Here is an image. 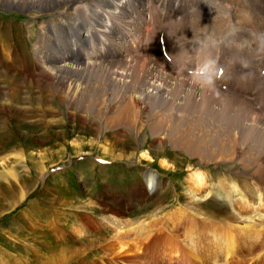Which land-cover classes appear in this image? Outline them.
<instances>
[{"label": "rangeland", "instance_id": "374dc122", "mask_svg": "<svg viewBox=\"0 0 264 264\" xmlns=\"http://www.w3.org/2000/svg\"><path fill=\"white\" fill-rule=\"evenodd\" d=\"M196 1L200 0H182L179 20L163 22L161 35L166 32L170 40H175L178 55H171L169 45L165 49L182 63L186 50L195 44L221 39V55L206 49L201 63L215 67L217 62L228 60L236 65L240 74L221 81L234 84L230 91L213 77L209 84L208 78L194 80L170 69L153 41L137 49L144 42L147 15H155L150 24L162 22L158 0H142L138 9H128L132 16L129 26L110 23L107 16H101L105 24L102 33L96 32L89 13H78L75 25L72 19L70 24H60L58 20L50 23L49 12L35 18L0 8V264H197L188 249L190 241L195 242L193 250L204 264H264V236L258 248L252 249L254 236L264 233V202L255 195V189H261L264 200V182L262 188L254 182L264 171V0H202L210 4L212 12L203 6H199L203 11L196 8ZM146 4L150 5L148 9ZM114 18L120 19L118 15ZM178 25L183 33L178 32ZM77 30H81L85 41L79 43ZM93 32L99 34L96 39L101 34H115V39L104 36L109 42V58L103 57L99 49L95 53L88 49L90 33L91 43L97 45ZM248 32L251 34L245 38L239 36ZM210 34L219 36H207ZM233 36L243 38L237 46L242 55L236 54L237 49L231 56L226 53V43ZM49 42L62 56L77 61L84 55L92 58L93 61H80L82 65L94 62L83 66L88 78L77 80L76 84L75 79L70 82V87L77 85L79 95L84 96L83 104L77 102L81 97L71 101L69 85L45 79L50 73L41 69L35 52H44V45ZM153 48L157 61L151 58L155 56L151 55ZM257 56L261 57L256 60ZM248 69L253 72L246 80ZM259 70L260 78L256 77ZM259 83L262 87L252 93L253 85ZM157 88L169 97L159 98L155 94ZM134 90L149 93L144 101L136 103L133 96L140 93L135 94ZM230 96L246 102L249 108L221 109L223 101L230 102ZM135 113L141 116L142 127L136 128ZM83 151L88 154H83L81 161L68 169L50 172L53 165ZM143 151L152 159L144 160ZM100 157L112 163H100ZM163 160L171 165L168 169L161 167ZM257 168L262 169L256 171ZM191 172L205 173L203 190L210 188V196H202L209 194L206 191L194 200L187 199ZM148 173L156 177L158 187L154 190L149 188ZM47 174L43 181L41 178ZM225 178L226 189H230L232 181L240 192L222 204L217 184ZM228 190L227 195L232 192ZM23 191L24 197L19 199ZM241 195L250 203L253 214L247 207L248 210H239L243 215L235 217L236 221L218 215L217 209L234 211ZM112 197L124 203L119 213L103 210L102 204ZM161 198H165L163 204H156ZM182 211L189 217L177 218ZM172 218L175 219L171 221ZM176 220L180 225L171 228L170 222ZM137 226L130 240L140 248L129 244L125 245L126 250H117L115 237L119 229L129 231ZM240 226H250L251 231L241 230ZM221 231L234 234V254L210 263L213 240Z\"/></svg>", "mask_w": 264, "mask_h": 264}, {"label": "bare ground", "instance_id": "6f19581e", "mask_svg": "<svg viewBox=\"0 0 264 264\" xmlns=\"http://www.w3.org/2000/svg\"><path fill=\"white\" fill-rule=\"evenodd\" d=\"M111 1V4H109V1H107V0H85V2H84V0H0V8H2V9H4V10H14V11H17V12H19V13H23V14H26V15H28V16H32L33 15V17H37V16H40V15H46L47 16V13L49 12V16L51 15V19H50V23H52V22H56L57 20H58V23H60L61 24V22H65V23H67V24H70V22H69V19H72L73 20V22L75 23V25H76V21H77V14L79 13H81V12H84V14L85 13H89V14H91V18H92V20L94 21V23H95V25L97 26V28H96V32H103L102 30H104L105 28H104V23H103V21L101 20L102 18H101V16H107L108 17V19H109V22L111 23V22H115V21H117L118 23H120V24H122V25H124V27L125 26H129L128 24L130 23V21L128 22V20H129V17H132L131 15H130V13L128 12V9H130V8H133L134 9V7H136V9H138V7H141V5H142V0H123V1H120V0H110ZM182 1V0H181ZM256 2H254V3H257V1L258 0H255ZM263 1V0H262ZM144 2V1H143ZM75 3L76 4H80V3H84L85 5H82V6H77V5H75ZM134 3H136L137 5L136 6H134ZM264 3V2H263ZM262 4V3H261ZM181 5V4H180ZM194 5V4H193ZM196 8H198V9H201L199 6H203V7H205L206 9H207V11H209V12H212L211 11V7H210V4L208 3V2H205V3H203V1L201 2V3H196ZM77 6V7H76ZM244 7V6H243ZM179 8H180V6H179ZM245 8V7H244ZM243 8V9H244ZM107 9H111V10H113V11H110V12H108L107 11ZM237 9H239V8H237ZM59 10H61V11H59ZM179 10V9H178ZM202 10V9H201ZM241 10V9H240ZM250 10V9H249ZM248 10V11H249ZM203 11V10H202ZM246 11V10H245ZM82 14V13H81ZM126 14L128 15V17H126ZM246 14V13H245ZM112 15H118V17L120 18V19H116V18H114V16H112ZM151 15V14H150ZM247 15V14H246ZM251 15V14H250ZM155 15H151V17H149V19H148V21H146V23H147V25H152L153 27H155V26H159V25H162V22H157V23H151L150 24V22H152L154 19H155V17H154ZM253 16V15H252ZM43 17V16H42ZM41 18V17H40ZM158 18V17H157ZM185 19V18H184ZM179 20V18L178 19H176L175 21H173V22H176V21H178ZM159 21H160V19H159ZM184 21V20H183ZM124 23V24H123ZM138 23V22H137ZM181 23V22H180ZM185 23V22H184ZM183 23V24H184ZM107 24H108V26H109V23L107 22ZM134 24V23H133ZM179 24V23H178ZM183 24H181L182 26H183ZM135 25H137V24H135ZM43 27V26H42ZM115 27V26H114ZM70 29H71V27H69ZM106 29H107V26H106ZM114 29V28H113ZM117 29V28H116ZM179 29H181V30H179ZM129 30V29H128ZM81 31V30H80ZM80 31H76V34H77V38H78V41H79V43H80V41H85L84 40V36L81 34L82 32H80ZM90 31V30H89ZM110 31V30H109ZM140 31V30H139ZM113 32V31H112ZM120 32V31H119ZM136 32V31H135ZM178 32H184V30H183V28L181 27V26H179L178 25ZM94 33V32H93ZM104 33H105V31H104ZM108 33V32H107ZM110 33V32H109ZM62 34H63V32L62 33H60V38L62 37ZM249 34H251V32H248V33H243V34H240L239 36L240 37H244L245 38V36H247V35H249ZM94 38H95V41H96V43H97V45H95V44H93V43H91V39H93V36L91 35V33H90V35L87 37V47H88V49H90V51L91 52H96V49H99L100 51H101V53H102V55H103V57H110L109 55H107V45H109V42H108V40H105L104 39V36H107V37H112V38H114L115 39V34H113V33H110V34H105L104 36L101 34V36H99L97 39H96V36H98L99 34H97V33H94ZM151 35V33H149V32H146V34H145V36H144V39H146V37H148V36H150ZM168 33H166L165 32V34H162V41H163V43H165V44H163L164 45V47L166 48V46H168L169 45V52H171V55H178V54H175V49H176V43H174L175 42V40H170V38H168ZM239 36H233V37H231L229 40H228V42L226 43V45H227V51H226V53L229 55V56H231L232 55V53H234L235 51H236V49H237V46L238 45H241L242 43H243V38L241 39V38H239V39H235V38H238ZM143 39V40H144ZM164 39H165V41H164ZM113 40V39H112ZM212 41H216L215 39L214 40H212ZM154 42V41H153ZM202 42H211V40H206V41H202ZM221 42L223 43V41L221 40ZM237 42V43H236ZM113 44H115L116 42L115 41H113L112 42ZM120 43V41L119 40H117V44H119ZM142 44V43H141ZM140 44V45H141ZM147 44H149V42H147ZM155 44L157 45V42H155ZM166 45V46H165ZM262 45H263V43H262ZM260 46V45H259ZM137 47V45L135 46V48ZM44 52H42V51H36L35 52V58L36 59H38V61H39V63H40V65L42 66V68L41 69H45L46 71L45 72H49L50 73V76L47 74V73H45V72H43V73H45V74H47L48 76H49V78L47 77V78H45V79H49L50 80V78H52V79H54L56 82L58 81V82H60L61 84H65L66 86H68L69 88H68V94L71 96L70 98H71V101H74V100H76L77 98H79V97H81V98H79L78 100H77V102H79V103H81V104H83V102H84V96L82 97L81 95H79V92H78V90H77V88H76V86L77 85H75L76 84V82H78L79 80H83L84 81V79H86V78H88V77H86L87 75H85L86 74V71L85 70H83V66L86 68V67H88L89 65H91V64H93V63H85L84 65H82V63H80V61L81 60H83V61H87V60H92V58H90V57H88L87 55H84V56H82L80 59H79V61H77V60H74V58L73 57H69L68 55H65V56H62V55H60L58 52H57V50L54 48V46H53V44L51 43V42H49V43H45V45H44ZM74 48H76L75 47V44H74ZM132 48L134 49V47L132 46ZM154 50L151 52V55H155V56H151V58H157V52H156V48H153ZM135 50V54L136 55H139V54H137L136 53V49H134ZM147 49H145L143 52H145ZM142 52V53H143ZM181 52V51H180ZM142 53H140V54H142ZM118 55L119 56H122L123 55V53L122 52H118ZM150 58V59H151ZM155 59H154V61H155ZM158 59H160V58H158ZM88 61V62H89ZM93 61V60H92ZM98 61V60H97ZM146 61V60H145ZM156 61H157V59H156ZM160 61H161V63H163L162 61L163 60H161L160 59ZM165 61V63L168 65V66H170L167 62H166V60H164ZM100 62V61H99ZM98 62V63H99ZM121 61H117V62H115V63H120ZM149 62V63H148ZM146 61V63L148 64V65H150L151 63H150V61ZM152 62H153V60H152ZM159 64V63H158ZM102 65V64H101ZM105 65V64H104ZM165 65V64H164ZM98 66H99V64H98ZM167 66V67H168ZM154 67V66H153ZM156 67H158V66H156ZM170 69H172L171 68V66L169 67ZM168 68V69H169ZM251 69H248V72H249V75H248V77L246 78V80L247 79H250V73L251 72H253V71H250ZM44 71V70H43ZM174 71V70H173ZM264 71V70H263ZM89 72H90V70H89ZM157 72H159V74L160 75H162V72H160V71H157ZM156 72V73H157ZM171 72V71H170ZM115 73V72H114ZM44 74V75H45ZM173 74H174V72H173ZM53 77H52V76ZM85 75V76H84ZM90 75V74H89ZM154 75V74H153ZM96 76V75H95ZM114 76V75H113ZM116 76V75H115ZM171 77H174L175 76V74H174V76H172V75H170ZM176 77V76H175ZM256 77H257V75H256ZM34 78H37V76L36 77H34ZM142 78V77H141ZM158 78V77H157ZM163 78V77H162ZM73 79H75L76 81H75V88L72 86V87H70L71 85H70V82H71V80H73ZM160 79V78H159ZM238 79V78H237ZM48 80V81H49ZM78 80V81H77ZM147 80V79H146ZM167 80V79H166ZM195 80V79H194ZM205 80H207V79H205ZM234 80V79H233ZM47 81V80H46ZM199 81H202V79L201 80H199ZM81 82V81H80ZM162 82V81H161ZM168 82H170V81H168ZM46 83V82H45ZM112 83V82H111ZM59 84V83H58ZM44 85V84H43ZM84 85V84H83ZM254 85H256V84H254ZM253 85V86H254ZM59 86H60V84H59ZM53 87V86H52ZM55 88V87H54ZM66 88V87H65ZM170 88V87H169ZM260 88V87H259ZM85 89V88H84ZM145 89V88H144ZM161 89H164V88H161ZM237 89V91H238V88H236ZM230 91V90H229ZM235 93H236V90H233ZM98 92V91H97ZM100 92V91H99ZM102 92V91H101ZM135 94H138V93H140V95L139 96H136V95H134L133 97L135 98V100H136V103H138L139 101H144L145 100V98H146V94H148V93H146L144 90H142L141 92H138V90H134L133 91ZM260 92V91H259ZM259 92H258V94L257 95H259ZM63 93V92H62ZM155 93V92H154ZM81 94V93H80ZM103 94H104V92H103ZM153 94V93H152ZM155 94H158V97L159 98H161V99H166V98H168L169 96H168V93L167 92H160L159 91V88H157V92L155 93ZM171 94V93H170ZM63 95V94H62ZM103 96V95H102ZM106 96V95H105ZM104 96V97H105ZM152 96V95H151ZM69 97V96H68ZM61 99V98H60ZM87 99V98H86ZM90 99V98H89ZM131 99H132V97H131ZM246 99H248V100H251L252 98L251 97H248V98H246ZM225 100V99H224ZM90 101V100H89ZM101 101V100H100ZM108 101V100H107ZM253 101V100H252ZM96 102V101H95ZM99 102V101H98ZM103 102V101H102ZM263 102V101H262ZM72 103V102H71ZM78 103V104H79ZM100 103V102H99ZM140 103V102H139ZM223 103V106L221 105V106H219V107H221V109H230V108H235L236 106H240L241 107V109H247V108H249V105H246L245 103L246 102H241V101H239L238 100V98L237 97H234V96H230V102L228 103L227 101H223L222 102ZM227 103V104H226ZM241 103V104H240ZM107 104H110V103H107ZM144 104V103H143ZM220 104V103H219ZM137 105V104H136ZM141 105V104H140ZM106 106V105H105ZM98 107V106H97ZM102 107H104V105H102ZM259 107V106H258ZM137 109V108H136ZM259 109H260V107H259ZM100 112V111H99ZM134 112V111H133ZM136 112H137V110H136ZM104 113V112H103ZM137 113H135V115H136ZM155 114V113H154ZM101 117V116H100ZM136 117H137V121L138 122H136V128L138 127V125H139V127H142V118H141V116L139 115V114H137L136 115ZM249 117V116H248ZM260 118V117H259ZM249 119V118H248ZM93 120V119H92ZM244 120V119H243ZM135 122V121H134ZM147 122H148V120H147ZM259 124V123H258ZM262 124V123H261ZM138 127V128H139ZM253 128V127H252ZM143 128H140V130H142ZM260 129V128H259ZM262 129V128H261ZM252 130V129H251ZM139 131V130H138ZM140 132V131H139ZM255 132H257V131H255ZM252 133H253V131H252ZM257 134V133H256ZM247 135H250V134H248L247 133ZM242 136V135H241ZM256 136V135H255ZM254 137V136H253ZM162 138H163V136H162ZM262 138V137H261ZM162 140V139H161ZM249 141V138H248V136H246V141ZM263 140V139H262ZM161 142V141H160ZM162 142H163V140H162ZM199 148H200V146H198ZM103 148V147H102ZM104 148H106V146L104 145ZM76 149H79V145L78 144H76ZM193 150L194 151H196V150H198L197 148H193ZM78 151V150H77ZM217 151V150H216ZM105 153H107L108 155H111V152L108 150V151H106V149H105V151H104ZM237 153V152H236ZM238 154V153H237ZM115 155V154H114ZM236 155V154H235ZM141 157L144 159V160H146V161H148V160H151L152 158L149 156V154L147 153V151H143V153L141 154ZM124 158V157H123ZM122 159V158H121ZM125 160V159H124ZM161 167H164L165 169H168V167H170L171 165L169 164V163H167V161L166 160H163L162 162H161ZM44 166V165H43ZM258 169H262V168H257L256 169V171H258ZM228 172V171H227ZM234 174V173H233ZM189 175L190 176H188V178H187V182H188V185H189V188H187V193H186V195H187V199L188 200H194V199H196V197L197 196H200L203 192L205 193L206 191H208V193L209 194H206V195H203L202 194V196L203 197H207L208 195L210 196V194H211V190H210V188L209 189H207V190H203V188H204V185H205V173L204 172H191V173H189ZM262 175V176H261ZM261 175H260V177L259 178H256V179H254V182H255V186L257 187H259V188H262V186H261V184H262V182H264V171L263 170H261ZM237 176V175H236ZM15 177V176H14ZM146 177H147V182H148V184H149V188L151 189V190H154V189H156V187H158V186H156V177L152 174V173H148L147 175H146ZM229 177V176H228ZM244 178V177H243ZM225 181H220V183L219 184H217L218 186H217V189H218V192H217V195H218V199H219V201L220 202H222V204H226V202H225V200H226V198L227 199H229V198H231V196L233 195V194H239V192H240V189L238 188L239 186L237 185V183H235V182H232V181H230V189L228 190V189H226V187H224L225 186V184H227V179L225 178L224 179ZM233 180V179H232ZM160 182V181H159ZM26 186H24V191H25V188ZM255 189V188H254ZM227 190H228V192L230 191V190H232V192H231V194H229V195H227L228 193H227ZM260 190L261 189H258V188H256L255 189V192H256V194L255 195H257V197H259V200H261V201H259V202H264V200H262L263 198H262V193L260 192ZM23 191V192H24ZM22 195H21V197L19 198V199H22L23 197H24V194H25V192L24 193H21ZM246 194V193H245ZM254 195V194H253ZM250 197V196H249ZM256 198V197H255ZM164 200H165V198L164 199H159V201H157L156 202V204H163V202H164ZM159 202V203H158ZM247 205V206H246ZM255 205H256V203H255ZM102 206H103V210H108L109 212H116V213H119V211L117 210V209H115L114 207H110V205L108 204L107 205V207L108 208H106L105 206V204L103 203L102 204ZM101 207V206H100ZM215 207V206H214ZM246 207V208H245ZM247 207H249L251 210V213L253 214V211H252V208H251V206H250V203H248V201H247V199H246V197L244 198L243 197V195H241L240 196V198H239V201H238V204H237V206L236 207H234V211H232L231 209L230 210H225V211H219L217 208H215V209H217L216 210V212H218V215L219 216H227V217H231L233 220L235 219V217H237V219H238V216L239 217H241V214L242 213H240V209L242 208H244V209H247ZM102 208V207H101ZM122 208V207H121ZM236 209H237V213H235V215L233 214L235 211H236ZM241 209V210H242ZM248 210V209H247ZM183 212V211H182ZM244 214H245V212H244ZM247 214H249V212H247ZM243 215V214H242ZM185 216V214H184V212H183V214L180 216V217H177V218H179L180 220L181 219H184L183 217ZM249 216V215H248ZM247 216V217H248ZM185 217H189L188 215L187 216H185ZM113 218V217H112ZM111 218V219H112ZM169 218H170V216H169ZM176 218V219H177ZM258 218V217H257ZM256 218V219H257ZM110 219V218H109ZM171 219V218H170ZM169 219V220H170ZM175 218H172V220L171 221H173ZM230 219V218H229ZM243 219V218H242ZM259 219V218H258ZM246 220H248V218H246ZM188 221V220H187ZM234 221H236V220H234ZM248 222V221H247ZM170 223H173L171 226V228H174V227H176V226H178V225H180L179 224V221L178 220H176V223L175 222H170ZM239 224V223H238ZM263 224H264V222H263ZM136 225H138V224H136ZM156 227V226H155ZM240 227H242L241 228V230L242 229H246V230H248V231H251V230H249L250 229V226H240ZM131 228V227H130ZM137 229H138V226L135 228L134 227V229L132 228L131 230H129V231H123V229H119V233H117V235H116V240H115V243H116V246L118 247V249L117 250H119V248H123V250L125 249L126 250V246L125 245H129V244H131L133 247L134 246H136V247H138V243L137 242H135V241H132L131 242V235L133 234V233H135V232H137ZM175 229V228H174ZM140 230V229H139ZM221 230H224V228H222ZM231 230V229H230ZM229 230V231H230ZM191 232V231H190ZM234 232V231H233ZM239 232V231H238ZM253 232H255V231H253ZM251 232H249L248 234H250ZM77 234H82V232H78L77 231ZM209 234V233H208ZM254 234V233H253ZM256 234V233H255ZM254 234V235H255ZM192 237V236H191ZM242 237V236H241ZM252 237H253V235H252ZM252 237H250L251 239H252ZM254 237H257V236H254ZM253 237V238H254ZM200 238H201V236H200ZM246 238V237H245ZM245 238H244V240L243 241H245ZM133 239V238H132ZM134 239H135V237H134ZM192 239V238H191ZM205 240V239H204ZM239 240V239H238ZM136 241H137V239H136ZM188 241H189V239H188ZM214 241V248L212 247V250H213V261H211L210 263H214L215 261H217L218 260V258L220 257V258H231L232 256H233V254H234V250H235V245H237L235 242H236V238H235V236H234V234L232 233V232H224V234H222V231H221V233L218 235V237L216 238V239H214L213 240ZM248 241V240H247ZM187 242V241H186ZM185 242V243H186ZM238 242V241H237ZM239 242H241V241H239ZM226 245V246H223V245ZM229 244V245H228ZM246 244H248V242L246 243ZM251 244V243H250ZM239 245V244H238ZM243 245V244H242ZM131 246V247H132ZM195 246V242H193V241H190V243H189V245H188V249H191V254H192V257H193V260L197 263V264H204V262L203 261H201V259H199V257L196 255V252L193 250V247ZM245 246V245H244ZM251 246V245H250ZM224 247H225V249H224ZM237 247V246H236ZM138 248H140V247H138ZM199 248V247H198ZM208 249V248H207ZM121 251H122V249H120ZM264 250V249H263ZM70 252V251H69ZM120 252V251H119ZM224 252V256H221L222 255V253ZM263 252V251H262ZM236 253V252H235ZM120 254V253H119ZM256 255H258V254H256ZM259 256V255H258ZM263 256V255H262ZM235 257V256H234ZM204 260V259H203ZM211 260V259H210ZM257 260V259H256ZM49 261V260H48ZM47 261V262H48ZM47 264H57V261L56 262H49V263H47Z\"/></svg>", "mask_w": 264, "mask_h": 264}, {"label": "crops", "instance_id": "0c3cea01", "mask_svg": "<svg viewBox=\"0 0 264 264\" xmlns=\"http://www.w3.org/2000/svg\"><path fill=\"white\" fill-rule=\"evenodd\" d=\"M104 203L109 204L119 211H122L121 207H124V203L118 199H115L114 197H112L110 200H105Z\"/></svg>", "mask_w": 264, "mask_h": 264}, {"label": "clouds", "instance_id": "9594fccd", "mask_svg": "<svg viewBox=\"0 0 264 264\" xmlns=\"http://www.w3.org/2000/svg\"><path fill=\"white\" fill-rule=\"evenodd\" d=\"M208 83H209V84H211V83H212V80H211V78H209V80H208Z\"/></svg>", "mask_w": 264, "mask_h": 264}]
</instances>
